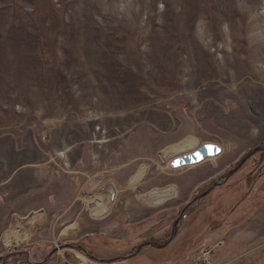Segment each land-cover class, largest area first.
<instances>
[{"label":"rangeland","instance_id":"1","mask_svg":"<svg viewBox=\"0 0 264 264\" xmlns=\"http://www.w3.org/2000/svg\"><path fill=\"white\" fill-rule=\"evenodd\" d=\"M263 143L264 0H0V264H264Z\"/></svg>","mask_w":264,"mask_h":264},{"label":"crops","instance_id":"2","mask_svg":"<svg viewBox=\"0 0 264 264\" xmlns=\"http://www.w3.org/2000/svg\"><path fill=\"white\" fill-rule=\"evenodd\" d=\"M8 182H5L3 186L7 185ZM19 213L21 212L12 211L11 213H7L5 217L6 221H4V223L2 224V228L0 229V233L2 232L1 237H0V246L5 252H9V251H11L10 253L15 252L16 257H18V255H20L21 253V252H18L19 249L27 250V249H32L35 246L34 243H31L32 236L35 233L33 229L35 224H29V222L24 224L22 221L26 218L25 216L29 215L30 213L25 214V215L19 214ZM8 233L12 235L16 234V236L13 237L11 242L9 241V248L6 247V243H5L6 242L5 237H6V234ZM25 254H26L25 258L28 264H41V262H37L33 260L32 258H30L28 252Z\"/></svg>","mask_w":264,"mask_h":264},{"label":"water","instance_id":"3","mask_svg":"<svg viewBox=\"0 0 264 264\" xmlns=\"http://www.w3.org/2000/svg\"><path fill=\"white\" fill-rule=\"evenodd\" d=\"M258 150H260V148H256L255 150L247 154L235 168L229 171L225 180H227L230 176H232L235 172H237L241 168V166L244 165L245 162ZM222 152H223V149L221 146L217 144H213V143H205L199 146L198 148H196L195 150H193L192 152L175 157L174 159L170 161L169 166L173 170H178V169H182L186 167H193V166H196V165H199L205 162L208 159H214L218 157L219 155L222 154ZM109 190L111 191V189ZM211 190H212V187L209 188L205 193L198 196L195 200H201L202 198L206 196L207 193L211 192ZM178 221L179 219L174 223L173 225L174 228H176ZM173 237H174V232L172 233V236L168 242H166L162 246L157 245L156 247L159 249L165 248L172 241ZM141 247L142 245L138 248V250ZM55 252L56 250L52 251L51 254ZM93 259L95 258L93 257Z\"/></svg>","mask_w":264,"mask_h":264},{"label":"flooded vegetation","instance_id":"4","mask_svg":"<svg viewBox=\"0 0 264 264\" xmlns=\"http://www.w3.org/2000/svg\"><path fill=\"white\" fill-rule=\"evenodd\" d=\"M185 211V210H184ZM182 211V212H184ZM168 242V241H167ZM142 245V247L138 250V248ZM158 244H155V243H142L140 244L137 249L135 250V252L133 254H129L127 256H121V257H118L117 259L119 260H122V261H130L131 259H133L134 257H136L144 248H148V247H154L155 249L157 250H161L159 248H157ZM162 246V245H160ZM163 249V248H162Z\"/></svg>","mask_w":264,"mask_h":264},{"label":"bare ground","instance_id":"5","mask_svg":"<svg viewBox=\"0 0 264 264\" xmlns=\"http://www.w3.org/2000/svg\"><path fill=\"white\" fill-rule=\"evenodd\" d=\"M194 143L192 141V139H187L183 144H181L180 146H178V149L180 148H184V147H187L188 149L193 147ZM142 173V172H141ZM140 174V173H139ZM139 176L137 175L136 177L133 178L134 181L138 180ZM134 184V183H133ZM99 213L97 212V215ZM16 236V235H12L10 233L6 234V247L9 248V241L11 242V240L13 239V237Z\"/></svg>","mask_w":264,"mask_h":264},{"label":"trees","instance_id":"6","mask_svg":"<svg viewBox=\"0 0 264 264\" xmlns=\"http://www.w3.org/2000/svg\"><path fill=\"white\" fill-rule=\"evenodd\" d=\"M264 144V143H263ZM259 151H264V148L256 151L255 153L259 152ZM251 174H249L248 178H251L252 176H250ZM250 181V179H249ZM15 255L16 253L13 252V253H8V254H5L3 257L0 258V263L2 262H5V263H9V262H13L15 261Z\"/></svg>","mask_w":264,"mask_h":264},{"label":"built area","instance_id":"7","mask_svg":"<svg viewBox=\"0 0 264 264\" xmlns=\"http://www.w3.org/2000/svg\"><path fill=\"white\" fill-rule=\"evenodd\" d=\"M62 263L71 264V263H69L66 259H64L60 264H62ZM76 264H83V262H78V263H76Z\"/></svg>","mask_w":264,"mask_h":264}]
</instances>
